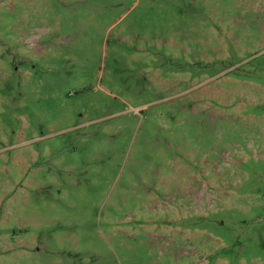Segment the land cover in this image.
I'll return each mask as SVG.
<instances>
[{"label":"rangeland","instance_id":"1","mask_svg":"<svg viewBox=\"0 0 264 264\" xmlns=\"http://www.w3.org/2000/svg\"><path fill=\"white\" fill-rule=\"evenodd\" d=\"M0 264H264V0H0Z\"/></svg>","mask_w":264,"mask_h":264}]
</instances>
